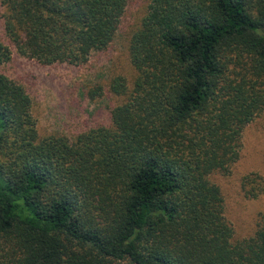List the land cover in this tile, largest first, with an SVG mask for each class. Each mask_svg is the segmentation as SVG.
<instances>
[{
    "label": "trees",
    "instance_id": "16d2710c",
    "mask_svg": "<svg viewBox=\"0 0 264 264\" xmlns=\"http://www.w3.org/2000/svg\"><path fill=\"white\" fill-rule=\"evenodd\" d=\"M0 64L82 65L128 0H3ZM13 46V47H11ZM136 78L111 123L41 136L23 84L0 72V264H264V215L233 241L212 182L264 112V0H151L130 42ZM101 86L90 96L101 95ZM257 196L260 177H247Z\"/></svg>",
    "mask_w": 264,
    "mask_h": 264
},
{
    "label": "rangeland",
    "instance_id": "374dc122",
    "mask_svg": "<svg viewBox=\"0 0 264 264\" xmlns=\"http://www.w3.org/2000/svg\"><path fill=\"white\" fill-rule=\"evenodd\" d=\"M151 0H128L125 14L111 44L91 54L87 63L45 65L20 55L13 47L12 59L0 64V72L23 84L33 100L32 112L41 136L52 134L74 138L77 134L111 123V113L125 98L110 91L117 76L131 88L136 69L130 58L132 36L141 25ZM6 7L0 0V42L10 45L5 32ZM101 86V95L89 91ZM239 158L226 172L210 175L222 192L225 216L233 228V241L252 237L264 215V112L242 132ZM260 177L262 190L250 194L247 177Z\"/></svg>",
    "mask_w": 264,
    "mask_h": 264
}]
</instances>
